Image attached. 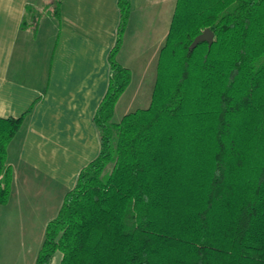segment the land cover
<instances>
[{"label": "trees", "instance_id": "trees-1", "mask_svg": "<svg viewBox=\"0 0 264 264\" xmlns=\"http://www.w3.org/2000/svg\"><path fill=\"white\" fill-rule=\"evenodd\" d=\"M117 4L93 116L99 153L47 223L35 264L56 253L58 264H264V0H176L149 106L113 122L131 79L117 61L130 0ZM206 28L211 45L191 49ZM34 103L0 117V205L7 147Z\"/></svg>", "mask_w": 264, "mask_h": 264}, {"label": "crops", "instance_id": "crops-1", "mask_svg": "<svg viewBox=\"0 0 264 264\" xmlns=\"http://www.w3.org/2000/svg\"><path fill=\"white\" fill-rule=\"evenodd\" d=\"M117 1L61 0L57 16L56 0H0V117H20L35 102L7 147L13 177L3 205L16 197L36 210L31 198L66 193L98 155L93 116L108 86ZM175 3L130 0L119 64L130 72L154 64Z\"/></svg>", "mask_w": 264, "mask_h": 264}, {"label": "rangeland", "instance_id": "rangeland-1", "mask_svg": "<svg viewBox=\"0 0 264 264\" xmlns=\"http://www.w3.org/2000/svg\"><path fill=\"white\" fill-rule=\"evenodd\" d=\"M155 57L148 69L132 64L130 82L115 104L111 121L118 122L123 115L149 106L156 79L157 53ZM65 191L51 190V196L31 198L36 204L38 201L36 210L34 204H17L16 197L7 205H0V264H13L15 259L18 264H35L45 227L56 216ZM57 193L60 194L57 196ZM59 259L60 254L56 253L51 264H58Z\"/></svg>", "mask_w": 264, "mask_h": 264}, {"label": "water", "instance_id": "water-1", "mask_svg": "<svg viewBox=\"0 0 264 264\" xmlns=\"http://www.w3.org/2000/svg\"><path fill=\"white\" fill-rule=\"evenodd\" d=\"M203 41H206L209 46L213 42V32L209 28L204 29L199 35L194 38L190 48L193 49L198 43Z\"/></svg>", "mask_w": 264, "mask_h": 264}]
</instances>
